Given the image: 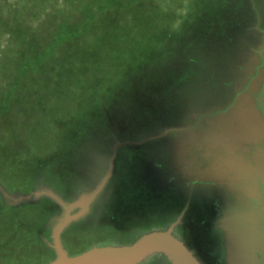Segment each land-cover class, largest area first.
I'll return each mask as SVG.
<instances>
[{"label": "rangeland", "instance_id": "rangeland-1", "mask_svg": "<svg viewBox=\"0 0 264 264\" xmlns=\"http://www.w3.org/2000/svg\"><path fill=\"white\" fill-rule=\"evenodd\" d=\"M260 111L264 0H0V264L169 231L264 264L221 196Z\"/></svg>", "mask_w": 264, "mask_h": 264}, {"label": "water", "instance_id": "water-1", "mask_svg": "<svg viewBox=\"0 0 264 264\" xmlns=\"http://www.w3.org/2000/svg\"><path fill=\"white\" fill-rule=\"evenodd\" d=\"M212 133L213 135H211V137L214 136L215 132ZM241 137L242 135L235 138V143L233 144L235 146L232 148L234 158L241 157V155H244L243 153H247L251 154V157H256V160L259 158L264 159V150L262 154L258 151L259 153H257L256 156L254 149L255 145L248 144V139H241ZM236 139H238V142H236ZM232 161L233 160H231V162ZM232 169L235 170L234 173L236 175L240 174L241 167H239L238 164L233 166ZM240 177L241 176H239V178ZM261 211L263 213L261 218H259L262 219V222L258 221V223L255 224V227H258L257 231H252L251 233L249 229L248 232L254 238L259 237L256 239V245L260 247V236L262 233L260 227L264 225V210ZM258 242L260 244H258ZM57 250L60 252V256H58L53 262L47 264H140L147 258L158 254L163 255L169 264H200L188 251L185 245L171 235L170 231L150 233L138 241L128 245H106L93 247L86 252L73 257L66 256L60 247H57ZM251 258L254 259L255 263H258V261L261 260V254L258 249H254V252L251 254Z\"/></svg>", "mask_w": 264, "mask_h": 264}, {"label": "crops", "instance_id": "crops-1", "mask_svg": "<svg viewBox=\"0 0 264 264\" xmlns=\"http://www.w3.org/2000/svg\"><path fill=\"white\" fill-rule=\"evenodd\" d=\"M244 155H241V157H237V158H234L232 159L233 163L231 161H226V163L228 165H230V167L232 166H235L236 164L239 165V167H241V170H240V174L239 175H236L234 173V169H232V172H231V175H233V184L230 182V181H226L224 182L226 184V186H224V188L228 191L227 193V196L224 200V202L226 201V203L228 205H231V209L229 210H241L238 214H236L237 216V220L242 223V222H245L244 219H246L247 223H250L249 219L246 217V208L243 207V203L241 202L240 199H238L237 195H232L231 193H229V191H232L234 190V188L236 186H242L243 188L240 189L241 191H244L245 190V181L247 179V177L253 173V175H257V176H262L264 175V159H261L259 158L258 160H255V159H252L250 158L251 157V154H247V153H243ZM236 156V155H235ZM255 160V161H254ZM251 165H254L255 167H252ZM262 167V168H261ZM254 171V172H253ZM239 176H241L239 178ZM216 185V184H215ZM243 195V193L241 194V196ZM240 196V197H241ZM237 197V198H236ZM224 198V197H223ZM244 199V197L242 196V200ZM245 200V199H244ZM240 201V202H239ZM239 202V204L237 203ZM248 210V209H247ZM254 210H257L255 215L259 216L261 218L262 216V211L261 210H264V195H263V200L262 202H260V204H257V207L254 209ZM232 216V215H231ZM230 216V217H231ZM229 217V218H230ZM258 218V217H257ZM259 219V218H258ZM262 219H259V220H255V224L258 223V221H261ZM262 222V221H261ZM241 233H244V231H241ZM246 233V232H245ZM247 234V233H246ZM243 236V235H242ZM259 237H255L254 239L252 238L253 241H255L256 239H258ZM255 245H256V242H255ZM158 257H161L159 255H153L147 259H150V258H153V260H158ZM163 258V257H162ZM165 259V258H164ZM145 262V260L140 263V264H143ZM168 263V262H167ZM169 264V263H168Z\"/></svg>", "mask_w": 264, "mask_h": 264}, {"label": "flooded vegetation", "instance_id": "flooded-vegetation-1", "mask_svg": "<svg viewBox=\"0 0 264 264\" xmlns=\"http://www.w3.org/2000/svg\"><path fill=\"white\" fill-rule=\"evenodd\" d=\"M258 104H260L259 101H258ZM259 107H260V105H259ZM260 110H261V108H260ZM260 112H261L262 119H263L262 122L264 124V112H262V111H260ZM254 149H255V152H256V154H255L256 156H257V153H259V152H260V154H262V152L264 150V136H261L260 144L256 145ZM251 158L255 159L256 157H251ZM251 166L255 167L254 165H251ZM244 185H245V190L244 191H241L239 189L240 187L243 188L240 185V186H236L234 188V190L230 191L229 193H231L234 196L237 195L238 199L241 200V202L243 203V207L246 208L245 212H246V215H247L246 217L248 218L249 216L255 215L257 210H254V209L257 207V204H260V202H262V200H263V195H264V175L257 176L255 174L253 175V173H251L249 175V177L246 179ZM227 193H228V191L223 187V189L221 190V196L226 198ZM242 193H243L242 196L244 197L245 200L244 199L242 200V196H241ZM224 194H225V196H224ZM239 202H237V203L239 204ZM250 225H254L255 226V221H250V223H249V228L251 230ZM257 228L258 227H254V229H252V230L255 232V231H257ZM253 245H255V244H253Z\"/></svg>", "mask_w": 264, "mask_h": 264}, {"label": "trees", "instance_id": "trees-1", "mask_svg": "<svg viewBox=\"0 0 264 264\" xmlns=\"http://www.w3.org/2000/svg\"><path fill=\"white\" fill-rule=\"evenodd\" d=\"M211 132H209V134H210Z\"/></svg>", "mask_w": 264, "mask_h": 264}]
</instances>
